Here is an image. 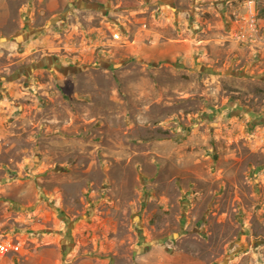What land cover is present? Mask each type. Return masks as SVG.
<instances>
[{"label":"rangeland","instance_id":"rangeland-1","mask_svg":"<svg viewBox=\"0 0 264 264\" xmlns=\"http://www.w3.org/2000/svg\"><path fill=\"white\" fill-rule=\"evenodd\" d=\"M244 14L0 0V242L21 246L0 264H264V0L257 32Z\"/></svg>","mask_w":264,"mask_h":264},{"label":"built area","instance_id":"built-area-1","mask_svg":"<svg viewBox=\"0 0 264 264\" xmlns=\"http://www.w3.org/2000/svg\"><path fill=\"white\" fill-rule=\"evenodd\" d=\"M242 7L244 8L245 14L243 19L245 20L246 27L250 32H257V21H256V0H241ZM21 249L20 243L13 241L0 242V256L8 253H17Z\"/></svg>","mask_w":264,"mask_h":264},{"label":"crops","instance_id":"crops-1","mask_svg":"<svg viewBox=\"0 0 264 264\" xmlns=\"http://www.w3.org/2000/svg\"><path fill=\"white\" fill-rule=\"evenodd\" d=\"M54 240H56L55 238H53ZM58 241H60V240H58ZM64 243V240H63V242H62V244ZM62 247V249H63V251H67V249H69V246H67V245H63V246H60L59 248H61Z\"/></svg>","mask_w":264,"mask_h":264}]
</instances>
